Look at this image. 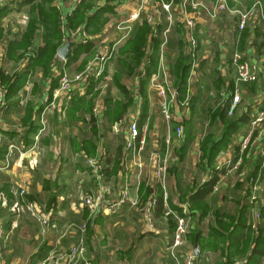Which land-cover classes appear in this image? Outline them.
I'll list each match as a JSON object with an SVG mask.
<instances>
[{
    "label": "crops",
    "instance_id": "1",
    "mask_svg": "<svg viewBox=\"0 0 264 264\" xmlns=\"http://www.w3.org/2000/svg\"><path fill=\"white\" fill-rule=\"evenodd\" d=\"M11 1L0 9L7 11L1 19L0 36V45H5V54L0 58V84L5 93L4 106L0 108V215L6 228L1 247L4 264H39L51 251H64L76 240V230L70 227L73 223L87 224L90 264H175L168 248L176 231L177 208L181 209L183 203L182 193H177V197L172 194V185L177 192L185 185V192L191 190V193L209 180V171L214 166L217 169L219 163L228 159L238 171L218 170V181L208 200L201 204V209H189L187 213L192 227L186 236L187 247L200 257L202 264H264V256L260 261L253 258L256 247L263 252L264 246L261 242L264 120L259 126L252 125L264 112V23L256 19L242 30L227 21L218 29L217 39L210 42L211 24L199 20L198 67L194 72L185 55V28L178 26L170 34L167 69L178 91V102H186L185 107L178 102L174 104L173 122L182 126L184 134L181 138L174 135L169 145L167 193L163 191L162 205L157 204L148 215L140 207H146L157 195L153 165L148 164V157L153 153L164 155L168 144L167 129L150 81L159 64L160 40L151 38L147 19L142 15L134 22L130 38L120 45L117 57L109 61L100 79L90 78L83 91L76 88L62 93L57 90L58 77L51 66L36 57L45 43L43 27L38 28L27 47H17L27 30L30 5ZM82 1L53 0L51 6L60 19L59 5L63 4L67 25L71 27L73 23L75 28H85L87 22L76 18V8L81 7ZM91 1L94 4L87 16L101 7L111 6L112 10L105 12L102 32L91 35L90 49L85 50L87 46L73 54L76 45H88L73 42L70 53L73 58L65 65L70 72L80 71L91 58L101 54L107 47L105 43L110 44L118 37L112 22L128 17L135 9L133 0ZM59 46L51 57L53 60ZM237 49L257 65V81L236 80L232 54ZM141 69L147 76L140 79ZM185 72L187 75L182 77ZM105 83L107 87L102 86ZM234 95L239 96V103L232 114L226 113L225 108L231 106ZM98 102L103 113L99 119L93 113ZM216 111L220 115L226 113L225 117L221 119L215 115ZM137 112L141 114L139 122L147 140L141 154L145 167L139 183L132 153L124 148L128 121ZM120 121L124 123L119 124ZM228 122H233L230 130L226 129ZM208 135L222 144L213 167L202 160L201 143ZM246 140L248 146L244 148ZM10 145L21 148L11 149ZM90 157L104 165L105 178L97 177L88 167ZM179 160L191 170L185 179L182 168L176 165ZM243 171L245 174L241 175ZM126 185L130 186L128 201L120 210L109 211L107 208L117 201ZM255 186L257 201L251 203ZM104 187L108 190L97 209L89 210L83 205L85 196L94 195ZM20 188H25L28 197L49 215L52 227L46 234L30 214L11 211L14 189ZM134 201L138 204H133ZM256 211L261 213L260 218L256 217ZM140 252L149 256L139 257Z\"/></svg>",
    "mask_w": 264,
    "mask_h": 264
},
{
    "label": "built area",
    "instance_id": "2",
    "mask_svg": "<svg viewBox=\"0 0 264 264\" xmlns=\"http://www.w3.org/2000/svg\"><path fill=\"white\" fill-rule=\"evenodd\" d=\"M20 2V0H18ZM81 0H76L79 3ZM119 3L125 0H118ZM11 0H0V8L11 3ZM135 9L126 18L113 21L115 31L118 37L110 44L106 42L107 47L105 50L91 58L84 64L80 71L70 72L65 67L67 59L57 52L55 59L51 63V69L55 76L58 77L59 85L58 92L69 93L76 88L83 91L84 85L90 78L100 79L107 68L109 61L117 57L120 45L125 43L131 36L134 29V22L139 20L142 15L145 16L150 24V36L152 39L160 40L159 48V64L157 72L151 77V87L156 93L157 106L160 115L164 120L167 129V144L168 149L164 155L153 153L148 157V164L153 165V179L157 186H160L164 192L167 193L168 187V161L171 157L169 145L174 139L181 138L184 134L182 126L174 125V104L179 100L178 91L173 87L172 76L167 69L168 58V43L170 34L178 26H183L186 30L187 48L185 55L192 72L198 67V28L197 23L199 20H208L212 25H219L224 19L233 22V26L239 29H245L249 23L254 22L256 19L264 23V6L261 1H256L249 9H243L238 6H232L229 0H215L208 2L206 0H134ZM66 7L63 4L59 5V10L62 11L60 15V32L62 34V48L68 42L84 43L87 44L92 40L91 35L84 27L71 28L67 25V14L64 13ZM24 20H28V16H24ZM216 28L212 26L213 40L217 39L215 35ZM59 48V49H60ZM150 54V48L147 49ZM5 54V45H0V58ZM150 62V60H149ZM232 63L236 71V80L243 83H251L258 80V67L251 62L246 53L240 50H235L232 54ZM139 78L147 76V72L143 69L138 74ZM106 78V77H105ZM104 79V78H103ZM107 87V83L102 85ZM4 88L0 84V108L4 106ZM239 96L234 95L229 109L232 114L239 103ZM181 106H186L185 101L178 102ZM93 113L97 119L103 118L102 106L98 102L93 108ZM140 113L137 112L133 119H130L127 124V134L124 141V148L132 153V164L135 167V178L138 183L141 181V176L144 171V162L141 154L144 151L147 140L146 133L142 131V126L139 122ZM264 120V112L260 113L253 121L252 125L259 126ZM124 123L120 121L119 124ZM2 139L0 137V143ZM248 146V140L244 143V148ZM11 149H19L21 146L10 145ZM87 165L91 168L93 173L100 178H105L106 170L102 163L96 158H88ZM239 165V164H238ZM229 168V171H238V167H233V162L228 159L218 164L217 170L222 171ZM1 170V166H0ZM245 171L241 172V175ZM107 188H101L96 194L85 196L83 205L89 210L97 209L103 202ZM258 187L255 186L251 194V203L257 201ZM130 196V186L126 185L120 197L112 203L107 209L109 211H118L126 203ZM27 190L20 188L16 191V195L11 205V211L15 214H30L42 227L43 232L46 234L51 229L50 217L45 210L32 200H27ZM133 204L137 205L136 201ZM157 205V198L154 196L152 200L146 205L141 206L140 210H146L148 215H151L152 210ZM169 211V209H168ZM189 212L188 205H185L182 215H177V227L174 239L169 246L171 255L175 259V264H202L201 259L194 253L192 249L187 247L186 236L192 229L190 218L187 216ZM256 217L260 218L261 213L256 211ZM73 230H76L75 242L66 248L64 251L53 250L39 264H90L87 257L86 245V231L87 224L70 225ZM6 238V228L4 218L0 215V264H4L1 258V247ZM63 235L59 237V241ZM57 242L59 245L60 242Z\"/></svg>",
    "mask_w": 264,
    "mask_h": 264
},
{
    "label": "trees",
    "instance_id": "3",
    "mask_svg": "<svg viewBox=\"0 0 264 264\" xmlns=\"http://www.w3.org/2000/svg\"><path fill=\"white\" fill-rule=\"evenodd\" d=\"M113 1H115V0H113ZM262 1L264 2V0H262ZM52 2H53V0H20V3H19L20 5H22V6H29L30 5L31 17L27 23V30H26V33L24 34V36L21 40L22 42L17 45V47L18 46L27 47L30 44L31 40L35 37V34H36L39 26L41 25L43 27V35H44L45 43H44V47H43L44 49L42 48L43 49V50L41 49L42 51L39 50V52H37L36 57L38 59L46 60L47 65H49V67L51 66V63L53 61V59L51 57L53 56V54L58 49V46L61 45V38H62V35L60 32L59 14L51 6ZM93 4L94 3L91 0H83L81 5H80L81 7L79 8L77 6L78 8H76L77 9L76 10V13H77L76 18L79 19L80 21L83 20V21L87 22L86 26H85L86 31L92 36L102 32L101 29L103 28V25L106 21V18L104 16L105 12H107V11L110 12L112 10L111 6L101 7L99 9H97L96 11H92L89 14V16H87L88 11L92 8ZM6 13H7V11H5V10L0 11V36H1V32H2L1 19L6 15ZM71 22H73V20H71ZM90 22L94 23V25L90 24ZM69 23H70V19H69ZM71 27L75 28L76 26H75V24L72 23ZM91 41L89 43H91ZM89 43H88V45H80V44L76 45L72 49V53L78 54V53L84 51L83 49L87 46H89V47L85 50L90 49L92 44H89ZM243 48L244 47H242L241 49H243ZM72 55L69 56V58L67 59V62H70L72 60V58H73ZM74 60H75V58H74ZM185 74L187 75V73L185 72L182 74V77L185 76ZM58 85H59V81H58ZM180 85H181V87H180L181 92L183 93L185 90V87H184L185 80H183L180 83ZM72 99H71V101H72ZM229 108L230 107L225 108L226 113L229 111ZM124 110H126V107ZM226 113L225 114L221 113V115H220V112L216 111L215 115H220V118L223 119L225 117ZM121 116H123V114H121L119 116V118ZM232 123L233 122H228L226 124V126H227L226 129L230 130L233 127ZM210 136H212V135H208V137H205V139L201 143V147H202L201 150H202V160L208 161L209 166L213 167V164L216 160V156H217L218 152L220 151L222 144L219 141H216L214 137H210ZM209 172H210L209 173V180L207 182H205L202 186H198L196 189H193L191 193H189L191 190L185 192V189H184L183 193L181 194L182 195L181 201L183 204L181 206V209L177 208L176 213H178L179 215L180 214L182 215L183 214V206L185 204H188L190 210L201 209V204L204 203L206 200H208L210 193L212 192V190L214 189V186L217 184V181H218L219 171L216 169V167L214 166V168L211 169ZM156 192H157V195L154 194V196L156 198H158L157 199L158 200L157 206L159 207V205L160 206L162 205L163 190L160 186H157V190L155 191V193ZM147 193L149 194L150 192L147 190ZM26 199L31 200L28 197V195H27ZM158 210H159V208H158ZM176 227H177V224H176ZM243 228H244V225H243V223H241V229H243ZM87 229H88V227H87ZM260 231L261 232H260L259 239L262 236V230H260ZM196 234H198L200 236L199 232H196ZM194 237H195V235H194ZM261 240H262L261 241L262 244H264V230H263V237L261 238ZM262 251L263 252H261V250L256 247V249L254 251L255 255L253 256V258H257V260L260 261L262 259V257L264 256V246L262 247ZM200 253H201V250H200ZM45 257H43V258H45ZM43 258H41V259H43Z\"/></svg>",
    "mask_w": 264,
    "mask_h": 264
},
{
    "label": "rangeland",
    "instance_id": "4",
    "mask_svg": "<svg viewBox=\"0 0 264 264\" xmlns=\"http://www.w3.org/2000/svg\"><path fill=\"white\" fill-rule=\"evenodd\" d=\"M206 1H208V2H213V1H215V0H206ZM230 1V3H231V5L232 6H238V7H240V8H243V9H249V8H251L253 5H254V3L256 2V1H261L262 3H263V6H264V2L262 1V0H229ZM133 2H134V0H133ZM52 5V4H51ZM18 13H20V11H18ZM23 19H24V17H23ZM228 20H226V19H224L219 25H210V29H212V26H214L215 28H216V30H214L215 31V35H217V36H219V31H218V29L221 27V25L223 24V23H226ZM20 23V25H21V22H19ZM27 26V25H26ZM41 27V25L39 26V28ZM211 31L212 30H210V32H208V38H209V41L210 42H213L214 40H213V37H212V35H210V33H211ZM245 50V49H244ZM188 160V159H187ZM174 163H175V161H174ZM177 165V167L178 168H182V170H181V172L184 174V176H183V178L185 179V177L187 176H189V174H190V172H191V170H189L188 169V166H186V164H185V162L184 161H181V160H179L178 161V163L176 164ZM184 189H185V185H183V186H181L180 187V191L179 192H177V190H176V188H175V185H172V194L174 195V197H177V196H179L177 193H183V191H184ZM15 191H20V189H14ZM139 257H148L149 255L147 254V255H142V253L140 252L139 254ZM142 255V256H141Z\"/></svg>",
    "mask_w": 264,
    "mask_h": 264
},
{
    "label": "water",
    "instance_id": "5",
    "mask_svg": "<svg viewBox=\"0 0 264 264\" xmlns=\"http://www.w3.org/2000/svg\"><path fill=\"white\" fill-rule=\"evenodd\" d=\"M73 44H74L73 42H68L65 46L60 48L58 51L59 55L65 57V58H68L70 56ZM196 248H197V245H196Z\"/></svg>",
    "mask_w": 264,
    "mask_h": 264
}]
</instances>
